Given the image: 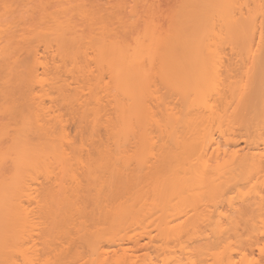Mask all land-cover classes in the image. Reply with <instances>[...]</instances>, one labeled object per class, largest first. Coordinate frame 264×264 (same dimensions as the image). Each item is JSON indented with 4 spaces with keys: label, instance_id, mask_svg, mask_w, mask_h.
<instances>
[{
    "label": "bare ground",
    "instance_id": "bare-ground-1",
    "mask_svg": "<svg viewBox=\"0 0 264 264\" xmlns=\"http://www.w3.org/2000/svg\"><path fill=\"white\" fill-rule=\"evenodd\" d=\"M8 1L0 3V264H51L48 229L80 226L74 220L88 219L94 198V239L83 235L90 224L78 230L88 264H108L105 244L145 223L163 245L205 236L207 264H264V0H160L163 10L108 0L131 8L121 17H130L129 39L110 32L101 12L90 17L85 0ZM15 2L35 7L21 33ZM116 196L127 200L113 204ZM185 248L186 260L171 264L199 263ZM136 259L124 251L111 261L155 264Z\"/></svg>",
    "mask_w": 264,
    "mask_h": 264
},
{
    "label": "rangeland",
    "instance_id": "rangeland-1",
    "mask_svg": "<svg viewBox=\"0 0 264 264\" xmlns=\"http://www.w3.org/2000/svg\"><path fill=\"white\" fill-rule=\"evenodd\" d=\"M1 1H3V0H1ZM1 1H0V3H1ZM8 1V0H7ZM10 1V0H9ZM8 1V2H9ZM11 1H13V0H11ZM15 1V0H14ZM86 1V4H88V7H89V10H90V17H96V15L97 14H99L100 12H101V14H102V16H103V23H104V25H106L107 26V29H109V30H111L110 32H113V34L115 35L116 33H118V34H116L115 36H120V37H124V38H127V39H129L130 37H131V35H132V33L134 32L133 30H129V29H131V27L129 26V24L131 23V20H130V17L128 18V19H123V18H121L124 14V17H128V15H130L129 14V12H130V10H131V8H130V10H129V8L127 9V10H129V11H125V9L124 8H120V6L118 5V3L117 2H113V1H111V3L112 4H110L109 2H108V0H107V2H106V0H85ZM139 1H143V0H139ZM151 4H154V6H156V7H158V9H160V7H162V8H164L165 6H167V5H165V4H168V6H169V2L171 3L172 1H175V0H162L163 2H165V4L161 1V4L163 5H159L160 4V0H148ZM155 1V2H154ZM5 2H6V0H5ZM17 2V1H16ZM14 3L15 5L17 4V3ZM35 1H33L32 3H34ZM10 3V2H9ZM13 3V2H12ZM32 3H28L26 6H25V8H24V6L23 7H21V5H20V3L18 2V4L16 5V6H14V4H12L13 6H14V9H15V7L17 8L18 7V5L23 9V12L21 11V10H17V13H24V15L22 16V14H20V18L18 17V19H16L15 20V22H17L18 20V23L15 25V29H20V28H23V26H26V28L25 29H27V27L29 28V26H27V25H25V23H26V21L29 19V16H31V15H29V14H32V13H30L29 12V10L30 11H32L34 8L33 7H31V6H33V4ZM157 3V4H156ZM173 3V2H172ZM97 4L98 5H100L99 7L97 6ZM113 4H114V6H113ZM174 4V3H173ZM2 5L3 4H1V7H0V9L2 8L3 9V7H2ZM119 7H118V6ZM157 5H159V6H157ZM171 5V4H170ZM20 7H18V8H20ZM96 7H97V9L98 10H96ZM119 9H118V8ZM28 8H30L29 10H28ZM33 8V9H32ZM101 8V9H100ZM160 9V10H163V9ZM167 8H170V7H167ZM167 8H165V9H167ZM164 9V10H165ZM4 10V9H3ZM35 10V9H34ZM100 10V11H99ZM120 10V11H119ZM125 11V13L123 12V11ZM97 11H99V12H97ZM2 12V11H1ZM34 12V11H33ZM163 12V11H162ZM161 12V13H162ZM165 12V11H164ZM16 12H14L12 15H13V17H17V14H15ZM123 13V14H122ZM15 14V15H14ZM34 14V16L33 17H36L35 16V13H33ZM32 14V15H33ZM96 14V15H95ZM101 14H99V15H97V17L99 16H101ZM121 16H120V15ZM128 14V15H127ZM163 14V13H162ZM19 16V15H18ZM130 16H132V15H130ZM26 19V18H28L27 20H25L24 21V18ZM104 17H107L106 19L104 18ZM110 17H112V18H110ZM115 17H116V20H115ZM120 17V19H123L124 21H126V20H129L128 21V23L127 24H123L122 22L120 23V20L118 19ZM114 18V19H113ZM108 19V20H107ZM110 19H113V20H111V22H110ZM117 19H118V21H117ZM131 19H132V17H131ZM97 21H99V20H97ZM136 21V20H135ZM113 22H115L114 24L115 25H113ZM132 22H133V19H132ZM100 23V25H101V23L102 22H99ZM24 24V25H23ZM27 24V23H26ZM30 24V26H31V22H29L28 21V25ZM108 24V25H107ZM111 25V26H110ZM119 25H120V28H119ZM112 27V28H111ZM32 28V27H31ZM30 28V29H31ZM104 28H105V26H104ZM129 28V29H128ZM24 29V31L26 32V30ZM112 29H114L113 31H112ZM105 30H106V28H105ZM109 30H106V31H108L109 32ZM18 31H20L19 33H21L23 30H18ZM115 31H116V33H115ZM133 31V32H132ZM109 32V33H110ZM112 34V33H111ZM244 148H245V144L243 143V142H241L240 143V147H239V149L242 151V150H244ZM185 164V163H184ZM188 164V163H187ZM135 165V164H134ZM133 165V166H134ZM188 165H190V163L188 164ZM81 166V165H80ZM83 166V165H82ZM132 166V165H131ZM185 166H186V164H185ZM84 167V166H83ZM80 167L78 166L77 167V169H76V176H79V175H81V173L83 172V170H81V169H79ZM133 168V167H132ZM134 168H135V166H134ZM133 168V169H134ZM187 168H189V166H187ZM83 169H85V168H83ZM78 170H79V172H78ZM78 172V173H77ZM56 173H58V170H56ZM80 173V174H79ZM81 176H79L78 178H80ZM77 178V177H76ZM68 179V178H67ZM81 178L80 179H78V183L79 182H81ZM70 181V182H69ZM67 180L66 182L67 183H65V185L67 184L68 185V187H70V186H73V185H75V183L73 182V184L71 185V184H68V183H72L71 182V180ZM86 181V180H85ZM60 181H58V182H56L55 184H58ZM83 183V182H82ZM86 183V182H85ZM148 182H146L145 184H147ZM42 184H45V183H42ZM54 184V185H55ZM87 184V183H86ZM66 185V186H67ZM70 185V186H69ZM83 185V184H82ZM56 186V185H55ZM85 186V185H84ZM41 187H42V185H41ZM41 187H39V188H41ZM83 187V186H82ZM41 198V197H40ZM94 198V197H93ZM79 200H81V196L78 198ZM42 200H43V198H42ZM95 198L93 199V201H91V206H89V209H88V206H87V209L89 210V211H91V212H93L94 211V205H95ZM112 201H113V204H117V203H119L120 201H124V200H127V198H126V196L125 197H123V199H121V198H118L117 196L116 197H113L112 199H111ZM82 201V200H81ZM84 201H86V200H84ZM110 201V200H109ZM109 201H108V205H109ZM87 202V201H86ZM90 202V201H89ZM88 202V203H89ZM94 202V203H93ZM82 204H83V202H81ZM87 203V204H88ZM92 203H93V205H92ZM112 202H110V204H111ZM80 204V203H79ZM86 204V203H85ZM188 204V203H187ZM84 205V204H83ZM104 205V204H103ZM190 205V204H189ZM188 205V206H189ZM35 206V207H34ZM96 206V205H95ZM32 208V207H31ZM33 208H35L34 210H35V212H36V210H37V205L36 204H34L33 205ZM32 208V209H33ZM81 208H83V206H81ZM188 208H190V207H188ZM187 208V210H189ZM91 209V210H90ZM191 209V208H190ZM84 210H86V208L84 209ZM97 209H96V207H95V217H90L91 215L92 216H94L91 212H90V214H89V217H88V219L90 220H88L89 222H87V220L86 219H84L83 217H81L82 219V221H80V219L78 218L79 216H77V213H75L74 212V215H73V218H75L76 216V220H74V221H76V225L77 224H80L81 222H83L84 223V225H80V226H75V224H73V223H75V222H73L72 220L70 221H68L69 222V224H66L67 223V221H66V223L64 222H62V224H60L61 223V221H57V226L55 225V223H54V227H52L53 229H48L49 230V232L51 233V237L49 236V238H51V240L53 239V241H54V245H53V247L55 248L53 251L55 252V250H57L55 253H54V255H53V253L52 254H50V255H47L48 257H52L51 258V260H52V263L51 264H88L89 262H90V256H88V253H89V251H84V253H83V250H81L82 249V247H84V250H85V248L87 247L86 245H84L83 244V246H82V243L83 242H77V241H79L80 239V237L82 236H79L80 234L79 233H83V231L84 230H86L87 229V231H84L85 232V234H83L84 236L87 234V233H89L88 231H90L91 229L93 230V228L95 229L96 228V225L98 224L96 221L98 220V216H99V212L98 211H96ZM38 211V210H37ZM82 212V211H81ZM86 212V211H85ZM37 213V212H36ZM83 213V212H82ZM97 213V214H96ZM194 213V212H193ZM193 213H189L188 214V216L187 217H191L192 215H193ZM79 214V213H78ZM82 215V214H81ZM38 216V215H37ZM83 216H84V214H83ZM86 216V215H85ZM88 216V215H87ZM100 217V216H99ZM77 218H78V220L79 221H77ZM93 218H95V220L96 221H93L92 219ZM83 219L85 220V222L83 221ZM38 221H40L39 219H37ZM92 220V221H91ZM149 221V220H148ZM182 222L183 221V219L182 220H179V221H176V223H179V222ZM41 222V221H40ZM72 222V225L70 224ZM90 222H92V223H90ZM151 222H153V221H151ZM59 223V224H58ZM97 223V224H96ZM175 223V224H176ZM65 224V225H64ZM90 224V225H89ZM91 224H95V226L94 225H91ZM152 224V223H151ZM151 224H149L148 223V225H147V223H145V224H143V225H141V226H139V227H131V228H134V229H128V228H125V229H123L121 232H119L118 233V235L116 236V238H115V241L113 242V243H110V244H105V249H106V251H108V259H109V262H108V264H114V262H113V260L111 261V259H113L116 255L117 256H120V255H122L123 253H124V251H126V253L129 255V256H134V259H136V258H138V260H141V259H144V258H151V259H153V261H155V264L157 263V264H165L166 263V261H167V263L166 264H171V262H173V261H171V260H174L173 258H175V259H177V261H179L180 259H182V260H180V262L181 261H185L186 259L184 258V257H188V256H184V255H182V253H180V250L181 251H183L182 249H184V247H187V248H185V249H189V250H191L192 252H194L193 253V257H194V259H196L197 260V262L199 261V263L202 261V263H200V264H207V259H208V256L206 257L205 255H204V253H202V251L204 250L203 248L204 247H206V244L208 243L207 242V239H206V237L205 236H203V237H201L200 236V238L198 237H184L181 241H179V242H177V241H171V243H168L167 245H163V244H165L164 242H162L161 244H160V242L162 241L160 238H158L159 237V232H157L156 231V229L157 228H155L153 225H151ZM41 225V224H40ZM71 227H69V226ZM86 225V227H88V225H89V227L88 228H84L83 229V231H78V230H82V227L81 226H85ZM45 227H46V225H44ZM43 225L42 226H39V231L37 230V233H39L40 231H41V229H40V227L42 228L43 227V229H45V227H44ZM59 226V227H58ZM65 227V228H64ZM69 227V228H68ZM93 227V228H92ZM80 228V229H79ZM42 229V230H43ZM47 229V228H46ZM67 229V230H66ZM71 229H74L75 231H73V230H71ZM77 229V230H76ZM51 230V231H50ZM53 230V231H52ZM91 230V231H92ZM95 230H97V228L95 229ZM204 230V229H203ZM44 231V230H43ZM43 231H41V233L40 234H42V233H44ZM46 231V233H48V231L47 230H45ZM90 231V232H91ZM79 232V233H78ZM87 232V233H86ZM94 232V231H93ZM36 233V232H35ZM36 233V234H37ZM75 233H78L77 235L75 234ZM81 233V234H82ZM39 234V235H40ZM75 234V235H74ZM91 233H89V234H87V235H89V236H87L86 238L88 239H94L93 237H95V235H93L92 236V238H91V235H90ZM94 234V233H93ZM137 234H140V235H143L142 236V239L140 240L141 242H140V244L138 245V244H136L135 243V241L134 240H132L131 239V237H133L134 235H137ZM38 235V234H37ZM38 235V236H39ZM42 235H44V234H42ZM158 235V236H157ZM37 236V237H38ZM45 236H46V234H45ZM79 236V237H78ZM105 236H108V235H105ZM109 236H111V233H109ZM109 236H108V238H109ZM36 237V238H37ZM53 237V238H52ZM49 238H47L48 240H50ZM76 239V241H74L75 239ZM106 238V237H105ZM119 238H120V241H119ZM44 239H46V238H44ZM46 239V240H47ZM83 239L85 240L84 242H86V239H85V237H83ZM107 239V238H106ZM105 239V240H106ZM118 239V241L116 242V240ZM34 240H36V241H38V242H36L35 241V243H37V246H36V249L37 248H40V249H38V250H40L41 251V249L43 250L44 249V245L43 246H39V244L38 243H41V241H39V237H38V239H34ZM43 240V239H42ZM45 240V241H46ZM50 240V241H51ZM158 240H159V242H158ZM44 241V240H43ZM42 241V242H43ZM53 241H52V243H53ZM80 241H82V239L80 240ZM93 241V240H92ZM80 244V245H79ZM42 245V244H41ZM104 245V244H103ZM208 245V244H207ZM58 248H57V247ZM81 246V247H80ZM86 246V247H85ZM158 246H160V248H157ZM165 246H168V247H165ZM42 247V248H41ZM52 247V248H53ZM161 247H165V248H168L167 250H166V252H165V250L163 249V251H162V249H161ZM182 248V249H181ZM60 249V250H59ZM61 249H64V250H62V252L63 253H65V254H63L62 252H61ZM70 249V250H69ZM88 249V247L86 248V250ZM159 249V250H158ZM161 249V250H160ZM203 249V250H202ZM67 250V251H66ZM79 251H82L81 253L79 252ZM186 251V250H185ZM61 252V253H60ZM76 252H78V253H76ZM255 252L257 253V251L255 250ZM40 254L42 253L43 255H45L44 254V251H42V252H39ZM68 253H70V254H68ZM186 253V252H185ZM206 253V252H205ZM255 253V254H256ZM46 254H48V253H46ZM78 254V255H77ZM84 254V255H83ZM176 254V255H175ZM184 254V253H183ZM62 257H61V256ZM63 255H64V257H63ZM66 255V256H65ZM81 255L83 256V257H81ZM87 255V256H86ZM207 255V254H206ZM257 255V254H256ZM79 256V257H78ZM184 256V257H183ZM45 257H46V255H45ZM48 257H47V259H48ZM88 259V257H89V259L88 260H86V258ZM136 257V258H135ZM173 257V258H172ZM176 257H179V258H176ZM206 257V258H205ZM170 258H172V259H170ZM183 258H184V260H183ZM107 259V260H108ZM170 259V262L168 261ZM137 260V259H136ZM89 261V262H88ZM175 261V260H174ZM188 262V261H187ZM186 263V262H185ZM198 263V264H199ZM178 264H181V263H179L178 262ZM182 264H184L183 262H182Z\"/></svg>",
    "mask_w": 264,
    "mask_h": 264
}]
</instances>
